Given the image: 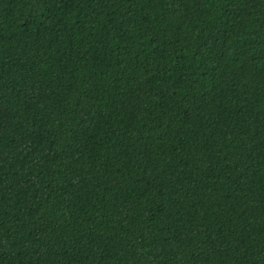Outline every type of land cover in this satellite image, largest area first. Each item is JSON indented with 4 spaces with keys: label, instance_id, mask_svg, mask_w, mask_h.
<instances>
[{
    "label": "trees",
    "instance_id": "1",
    "mask_svg": "<svg viewBox=\"0 0 264 264\" xmlns=\"http://www.w3.org/2000/svg\"><path fill=\"white\" fill-rule=\"evenodd\" d=\"M0 264H264V0H0Z\"/></svg>",
    "mask_w": 264,
    "mask_h": 264
}]
</instances>
